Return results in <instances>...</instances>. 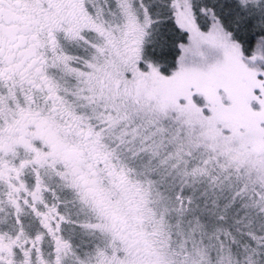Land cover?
Instances as JSON below:
<instances>
[{
    "label": "snow or ice",
    "instance_id": "obj_1",
    "mask_svg": "<svg viewBox=\"0 0 264 264\" xmlns=\"http://www.w3.org/2000/svg\"><path fill=\"white\" fill-rule=\"evenodd\" d=\"M0 264H264V0H0Z\"/></svg>",
    "mask_w": 264,
    "mask_h": 264
}]
</instances>
